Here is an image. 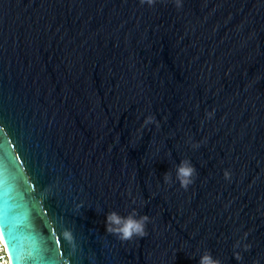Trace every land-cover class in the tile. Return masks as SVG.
<instances>
[{"label": "water", "instance_id": "obj_1", "mask_svg": "<svg viewBox=\"0 0 264 264\" xmlns=\"http://www.w3.org/2000/svg\"><path fill=\"white\" fill-rule=\"evenodd\" d=\"M0 237L9 264H264V0H0Z\"/></svg>", "mask_w": 264, "mask_h": 264}, {"label": "clouds", "instance_id": "obj_2", "mask_svg": "<svg viewBox=\"0 0 264 264\" xmlns=\"http://www.w3.org/2000/svg\"><path fill=\"white\" fill-rule=\"evenodd\" d=\"M143 2V0H141ZM149 3L152 0H148ZM151 120V117L149 118ZM195 173V168L190 165L189 162H182L181 166L178 169V174L180 176V186L182 188L187 189L188 185H190L193 181L191 177ZM227 178L228 173H225ZM165 181L169 182V174L165 173L164 175ZM149 218L147 216H142L140 219H135L132 215L127 217L126 219H121L115 213H110L106 219V231L110 234L116 235L121 240L131 239L133 236L143 237L146 235L145 227ZM120 225L119 227H112V225ZM237 259H240L239 254L236 255ZM200 264H217L216 261L211 259L210 255H204L201 258Z\"/></svg>", "mask_w": 264, "mask_h": 264}, {"label": "built area", "instance_id": "obj_3", "mask_svg": "<svg viewBox=\"0 0 264 264\" xmlns=\"http://www.w3.org/2000/svg\"><path fill=\"white\" fill-rule=\"evenodd\" d=\"M0 264H9L8 257L1 237H0Z\"/></svg>", "mask_w": 264, "mask_h": 264}, {"label": "snow or ice", "instance_id": "obj_4", "mask_svg": "<svg viewBox=\"0 0 264 264\" xmlns=\"http://www.w3.org/2000/svg\"><path fill=\"white\" fill-rule=\"evenodd\" d=\"M5 228H6V232H9L8 228H7V219H5ZM13 256H14V259H16V256H15V253L13 252Z\"/></svg>", "mask_w": 264, "mask_h": 264}]
</instances>
